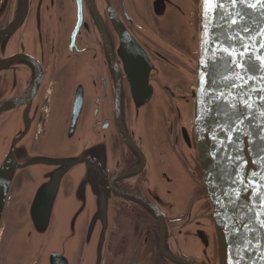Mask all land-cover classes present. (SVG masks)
Segmentation results:
<instances>
[{"label":"flooded vegetation","instance_id":"flooded-vegetation-1","mask_svg":"<svg viewBox=\"0 0 264 264\" xmlns=\"http://www.w3.org/2000/svg\"><path fill=\"white\" fill-rule=\"evenodd\" d=\"M48 1L37 28L44 0H0V128L25 118L36 130L34 147L45 149L68 97L79 91L74 78L85 75L82 109L93 115L101 149L86 155L85 177L113 210L102 264H216L196 145L183 134L177 108L195 88L190 36L199 28L200 0ZM55 36L56 63L49 54ZM125 50L142 60L136 88ZM84 53L95 63L85 65ZM137 91L144 99L150 92L143 105Z\"/></svg>","mask_w":264,"mask_h":264},{"label":"water","instance_id":"water-1","mask_svg":"<svg viewBox=\"0 0 264 264\" xmlns=\"http://www.w3.org/2000/svg\"><path fill=\"white\" fill-rule=\"evenodd\" d=\"M51 6L48 0L40 5L37 28ZM28 10L27 4L22 14ZM44 39L38 34V45ZM50 40L56 63V36ZM190 47L197 58L195 88L177 104L179 126L195 141L213 217L216 264H264V108L259 107L264 104V3L200 0L199 28ZM124 48L134 53L133 43ZM126 50L136 88L142 60ZM248 54L258 62L255 73L243 68ZM82 62L91 66L95 60L84 53ZM82 70L87 69L75 68ZM82 78H74L79 91L68 97L58 126L43 140L45 149L34 147L36 130L25 118L0 128V264L103 262L113 210L92 193L85 177L86 155L101 149L91 129L93 115L82 109L89 87Z\"/></svg>","mask_w":264,"mask_h":264},{"label":"snow or ice","instance_id":"snow-or-ice-1","mask_svg":"<svg viewBox=\"0 0 264 264\" xmlns=\"http://www.w3.org/2000/svg\"><path fill=\"white\" fill-rule=\"evenodd\" d=\"M209 2V0H205V3L207 4ZM233 2H235V0H233ZM261 3H264V0H261ZM243 68L247 73H255L256 71L259 70V65L258 62L255 61V59L253 58V56L251 54H248V56L246 57V59L244 60L243 63ZM262 99H264V97H262ZM250 107V106H249ZM260 108H264V104H261L259 106ZM240 117L237 116V119H239ZM261 151H264V147H262Z\"/></svg>","mask_w":264,"mask_h":264}]
</instances>
